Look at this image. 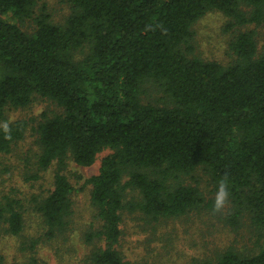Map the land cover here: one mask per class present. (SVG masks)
I'll return each mask as SVG.
<instances>
[{"label": "trees", "instance_id": "obj_1", "mask_svg": "<svg viewBox=\"0 0 264 264\" xmlns=\"http://www.w3.org/2000/svg\"><path fill=\"white\" fill-rule=\"evenodd\" d=\"M72 13L56 25L36 13L37 0H0V123L7 108L28 107L36 96L63 109L37 128L39 170L55 166L54 188L37 203L49 235L63 233L73 212L70 159L99 172L87 182L102 222L93 236L105 245L88 264H131L116 249L122 211L153 219L178 218L204 204L184 182L197 169L227 180L237 215L264 227V50L255 34L239 31L230 43L236 61L224 66L194 55L193 26L211 11L230 28L264 22V0H67ZM32 20L33 33L1 15ZM164 103L144 100L151 88ZM166 99V100H165ZM8 122V121H7ZM0 128V154L25 138L24 119ZM138 195L126 200L128 193ZM21 202H0V237L24 226ZM1 264V263H0ZM264 264L226 250L214 263Z\"/></svg>", "mask_w": 264, "mask_h": 264}, {"label": "rangeland", "instance_id": "obj_2", "mask_svg": "<svg viewBox=\"0 0 264 264\" xmlns=\"http://www.w3.org/2000/svg\"><path fill=\"white\" fill-rule=\"evenodd\" d=\"M49 14L56 25L65 24L72 13L67 0H37L36 13ZM16 23L27 33H33L32 20L21 21L10 14L1 15ZM230 19L221 11H211L193 26L194 55L228 66L236 61L230 43L239 31L255 34L258 53L264 50V22L230 28ZM144 100L164 103L163 94L155 87L149 89ZM166 100V99H165ZM63 109L51 100L36 96L25 108H7L6 121L24 119L28 123L25 138L13 145L12 150L0 154V202L15 199L21 202L23 230L18 235L6 232L3 225L0 237L1 264H88L93 252L105 245L93 236L102 228V222L91 202L92 186L87 180L97 174L101 160L111 153H99L94 164L87 167L69 160L65 171L75 190L72 194L73 212L63 233L51 236L37 203L54 188L53 165L39 170L40 154L38 125L47 117ZM184 182L197 186L204 197L202 207L178 218L153 219L128 208L122 211L121 236L116 249L131 264H205L214 263L226 250L243 255H254L264 247V227H257L251 215L243 211L237 215V205L229 195L221 212H213V203L219 183L204 169L185 176ZM136 200L130 192L126 200Z\"/></svg>", "mask_w": 264, "mask_h": 264}, {"label": "clouds", "instance_id": "obj_3", "mask_svg": "<svg viewBox=\"0 0 264 264\" xmlns=\"http://www.w3.org/2000/svg\"><path fill=\"white\" fill-rule=\"evenodd\" d=\"M0 128L3 129L5 132L7 138H10L8 135L10 133V128L9 124L7 121L0 123ZM229 191H228V185H227V180H221L219 182L217 192L215 195L214 203H213V212H221L227 205L228 203V198H229Z\"/></svg>", "mask_w": 264, "mask_h": 264}]
</instances>
